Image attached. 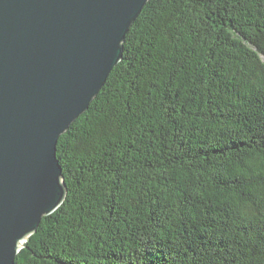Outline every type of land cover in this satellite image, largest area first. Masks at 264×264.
Returning a JSON list of instances; mask_svg holds the SVG:
<instances>
[{"label":"trees","instance_id":"1","mask_svg":"<svg viewBox=\"0 0 264 264\" xmlns=\"http://www.w3.org/2000/svg\"><path fill=\"white\" fill-rule=\"evenodd\" d=\"M123 47L15 263L264 264V0H148Z\"/></svg>","mask_w":264,"mask_h":264},{"label":"water","instance_id":"2","mask_svg":"<svg viewBox=\"0 0 264 264\" xmlns=\"http://www.w3.org/2000/svg\"><path fill=\"white\" fill-rule=\"evenodd\" d=\"M148 0H0V264L67 190L57 143L123 56Z\"/></svg>","mask_w":264,"mask_h":264}]
</instances>
